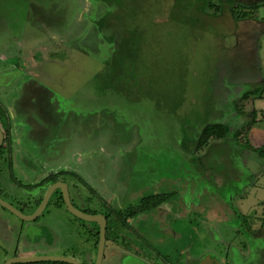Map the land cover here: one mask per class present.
I'll use <instances>...</instances> for the list:
<instances>
[{
    "label": "rangeland",
    "instance_id": "1",
    "mask_svg": "<svg viewBox=\"0 0 264 264\" xmlns=\"http://www.w3.org/2000/svg\"><path fill=\"white\" fill-rule=\"evenodd\" d=\"M74 1H68L66 8L61 7L58 11H52V9L46 10L43 7L44 5L37 4L36 0H0V43L4 40L9 41L13 36H17V38H23L25 34L32 38L39 36L43 33L41 31L43 28L39 26L41 23H38V21H43L46 27L51 25L55 31L60 30L61 32L63 29L70 34H74L73 31L76 27L80 29L74 36L70 37V59L76 54L74 57L75 62H70V68H76L79 71L83 68L84 73L74 78L71 72L67 74L65 69L63 72L62 68L63 74L60 77L63 80L60 79V83H63L61 87L63 90L60 97L56 96L60 100L57 105H65V112L69 113V120L73 119V115L87 111L81 105H113L112 113L116 127L109 128L112 141H105L102 134H100V138L96 139L95 142L86 143V148L91 147L94 153L89 156L84 155V164L79 162V157L76 156L72 159L67 157V159H61L60 161L56 159V164L62 163V160H64L65 164L60 166H69L72 171H81L86 179L91 182L97 180L102 182L101 180L104 177L97 173H103L104 171L105 178L108 177V180L114 178L112 181L115 187L118 185L123 186L118 191L119 200L123 201L120 198L123 194L125 198L126 191L129 193L127 198L124 199H127L124 205L114 203L112 207L111 204L112 209L117 212L129 209V205L134 203H141L140 201L143 198L145 200V198H151L154 194L167 193L169 204H176V206L181 207L182 213L183 210L185 212V216H182L179 221L175 217L178 222L172 221L173 215L168 216V212H166V215L163 214V217L160 216L168 220L166 222L167 228L174 227L181 231L187 228V234L195 235L192 229L194 225H191L190 219L195 223L200 217L203 207L199 205L198 201L201 200L202 204L205 205V198H209L205 193L204 196H200L202 190L210 186L211 193L227 197L226 194L232 190V187H239L248 181L247 174L241 172L242 165L239 158L244 150V145L241 143L244 139L243 136L240 135V142L234 143L231 141L223 147L214 148L212 151L213 160L204 158L191 160L180 157L155 158V161H169V166L180 167L178 168L179 172L171 170L170 174L163 176V178L178 177L176 183L164 185L163 188L155 187L153 189L149 187L151 184H147L148 187L143 184V181H146L144 179L145 155L149 151L163 150L165 144L168 146L167 150H173L172 145L179 143L178 130L182 119L185 132L199 131L206 121V116L209 115L205 109L215 108V111L211 112L215 122L220 121L219 116L222 112L225 113L223 114L225 118L236 115L235 109H229L228 111L225 106L233 107V105H237L242 113L237 121L243 124L245 120L252 119V116L256 117L255 114H252L253 105L264 107V0H255V3H253V0H241L239 3H242L243 6H246V4L247 6H253L260 1L261 4L257 9L254 7L246 9L241 6L242 10H246L251 15V18L242 20L237 25L233 22L234 20L227 17V12L215 15L217 12L216 7H209L207 13L200 10L197 0H120L123 3V9L121 8L123 11H118L116 0H108L111 4L107 6L112 12L110 21L114 24L110 23V28L103 32H101L100 26L105 24V21H103L104 18L100 19V17H104L102 6L105 5L102 4L100 12L98 11L95 14L90 3L85 0ZM213 2L217 7L223 4L226 9L231 4V1L227 2V0H213ZM84 12L87 13L84 15ZM130 32L134 36L133 56L129 64L131 68L129 70L126 65L119 73L117 61L120 56H125L126 53L120 55L121 53H118V50L122 44L129 49L128 35ZM28 41L33 42L34 40L29 39ZM37 50L39 49L37 48ZM81 54L91 58H82ZM127 57L129 58V55ZM111 60L112 62H110ZM1 65L3 64L0 63ZM47 65L57 67L54 62L50 61ZM49 66L45 65L43 68L55 71ZM115 66H117L118 72L114 71ZM111 70L114 77L110 74ZM93 71L96 75L100 74L99 83L101 86L103 81L108 78V84L112 89L110 96H102L101 101L98 99L95 104L93 101L88 102L87 94L83 95L80 91L74 94L73 91L83 81L89 82L87 79L93 74ZM9 73H11V76H16L15 71ZM1 74H3V70L0 69ZM10 80L12 82H4L5 84H11L10 86H4L3 84L0 86V92L5 93L7 98L12 96L11 89L15 85L13 82L17 83L18 81L12 77ZM0 82L3 83V79L0 78ZM253 90L256 93L250 94L249 98H245V94ZM165 105H176V107L178 105V109L174 111L171 107L170 110H167ZM104 109L102 107V112H104ZM85 113L89 114V112ZM163 115L164 118H162ZM262 115L264 116V114L259 115L258 113L257 117L262 118ZM235 117L232 116L231 118ZM208 121L212 122L213 120L210 118ZM103 123L104 119L102 118L101 131L105 132L106 128L104 126L107 125ZM262 127H264V124ZM162 133H165V136L159 137ZM41 146L45 147V145ZM208 148L210 146L205 147L202 151ZM40 150L41 148L38 147V154L43 153H40ZM202 151L199 153H202ZM173 156H178V154ZM257 157L255 167L256 169L259 168L258 172L261 175L259 196L264 198V157L260 154ZM38 161L40 160H33L35 168L32 166L28 168L35 172L42 171L39 168ZM192 161L195 169L191 167ZM22 165H15V172H22L21 179L36 177V173L32 178L30 177L32 171L26 169L25 165L27 164L25 162H22ZM93 167L100 170L95 173ZM224 167L228 170L239 169L237 178H240V181L238 182L236 178V184L232 178H227L224 175L225 179L222 182L227 183L223 188L222 186L219 188L216 181H221V174L223 176L221 171ZM55 168L62 170L63 167L56 165ZM48 172L52 171L48 170ZM160 176L158 173L154 175L156 178ZM63 177L71 185H80L79 188H82L78 190V187L75 186V194L71 191L77 206L83 209L86 208L81 204L83 202L81 200L88 197H91L93 199L91 201L95 202L94 191L85 189V184L81 183L77 176L65 172ZM141 187L143 188L142 195L139 196L137 192ZM6 188L12 190L14 186H6ZM122 188L123 190H121ZM99 189V193L105 196L106 200H102L101 203L97 201L98 203L95 202L96 205L94 206L99 209L101 204V208L104 210V203L110 200L112 193L109 190ZM63 207L64 217H68L69 220L67 222L63 221V223L61 216L52 205L48 209V211L52 210V215L47 212L40 219L41 224L36 223V221L20 222L14 217L21 224L17 227L13 226L12 230H7L8 239L1 237L0 233V264L4 262V257L8 256L9 258L10 255L14 254L13 252L18 245L20 250L25 246H32V248H37L39 251H48L47 255L63 254L85 260L89 245L86 242L88 234L85 232L84 223L89 222L80 219L82 222L79 226L78 224H71L72 222H78V220L68 211L66 206ZM261 209L264 210V204ZM29 210L27 209V211ZM3 212L11 216V213L7 210ZM155 217L159 216L156 215ZM155 217L150 216L144 220L150 227L157 226L158 222L153 220ZM137 221L135 218L129 220L134 227L138 225ZM235 223L238 226L242 224L241 220H235ZM143 225L144 227H140V230L148 231V225L147 228H145V222ZM241 229L243 232H238L233 223L222 227L220 234L224 237L209 241L210 247L213 250L220 251V254L222 252L226 253L230 246L233 249L240 247V243L245 240L244 236L247 237V241L254 244L256 242L254 234H250L246 231L247 228L242 225ZM126 233L129 235V230ZM42 236L45 237V241L40 243L39 239ZM222 240L226 243L224 244ZM91 243L94 246L93 241ZM200 243L198 237L192 236L188 239H176L175 246L194 245L195 248L197 247V252H199L201 251L199 249ZM123 245L128 246L127 250L129 251V239ZM92 249L94 252V248ZM108 252L110 250H107ZM104 264H108L107 259Z\"/></svg>",
    "mask_w": 264,
    "mask_h": 264
},
{
    "label": "crops",
    "instance_id": "2",
    "mask_svg": "<svg viewBox=\"0 0 264 264\" xmlns=\"http://www.w3.org/2000/svg\"><path fill=\"white\" fill-rule=\"evenodd\" d=\"M38 23H41L39 26L43 28V30H41L43 33H41L39 36L35 38L28 37V35H26L24 32L25 36L23 38H17V36H13L9 39V41L4 40L0 43V63L3 64L0 66V69L3 70V74L0 75V78L3 79V83L0 82V86H2V84L4 86H10L11 84H5L4 82H12L10 80L11 77L18 80L17 83L13 82L15 85L12 86V96L10 98H7L5 93L0 92V103H2L6 110L7 120L13 132V136L15 137V148L19 154V165L23 166L22 162H25L27 164L25 165L26 169L29 166L35 168L33 160L39 159V168L42 170L48 168L53 172L61 171L55 168L56 165H59V167H63L61 169L64 172H68L77 176L80 182L85 184V189H92V191H96L97 193H99V188H102L104 191L109 190L112 194L110 200H107L112 204L115 203L124 205L125 201H127V199H124L127 198V194L129 193L126 191L125 198L124 194L120 198L123 199V201L119 200L118 191H120L119 189L123 186L118 185L115 187L112 181L114 178H111L110 180H108V177L105 178V171L103 173H97L104 177L101 180L102 182H99V180H97L98 182H91L86 179L81 171H72L70 170L69 166H60L61 164H65L64 160H62V163L56 164V159H59L58 161H60L61 159H67V157L72 159L74 156L79 157L78 161L84 164V155L89 156L94 153L90 146H88L90 148H86V143L95 142L96 139L100 138V134H102V137L105 141H112V139H110L111 136L109 128L113 129V127H116L112 113L113 105L95 104L98 99L101 101L102 96H110L112 89L109 91H103L105 87H103V85L101 86L99 83L100 74L96 75L93 71V74H91L92 76L90 75L87 79L89 82L83 81L73 91L74 94L77 93V91H80V93H83V95L87 94L88 102L90 103L93 101L95 105H81L85 108V110H87L85 112H89V114H86L85 112L76 114L72 116V120H69V113L65 112V105H57L60 100H58L59 98H56V96L60 97V94L63 90V88H61L63 83H60V79L62 78L60 75L63 74L64 69L67 74L68 72H71V75L74 78H76L77 75L80 76L84 73L83 68L80 71L76 68H70V62H75L74 57L76 55L75 54L70 59V37L74 36V34H76L79 29H75L73 31L74 34H70L68 31L62 29L67 33V35H62L61 33L56 32L55 29H52V27H46L43 21H38ZM29 39H33L34 41H28ZM42 40L44 41L41 42ZM37 48L39 50H37ZM81 56L82 58H91L85 54H81ZM49 61L54 62L57 67L47 65ZM45 65L52 67L55 71L49 69L45 70L43 68ZM62 68L63 72L61 71ZM10 71H15L16 76H11V73H9ZM65 83L67 84L68 82L66 81ZM253 106V108H250H252V114H255L254 116L256 117L252 116V119L245 120L243 123V125L246 126L242 134L244 139L241 142L244 145V150L239 156L241 159L240 163L242 165L241 172L243 174H247L248 177L247 183H244L239 187H232V190L228 191L229 193L226 194L227 197L211 193L210 186L205 187L201 192L202 194H200V196H204L205 193V195L209 196V198H205V205L202 204L201 200L198 201L199 205L203 207L199 215L200 217L195 221V223H193L194 226L192 227L193 231L195 232L194 236L198 237L201 241L199 244V249H201V251L197 252V247L195 248L194 246V256L199 263H211L209 258H206L209 255H211L213 259H217L219 262H221V264H225L227 261L230 262L226 253L222 252V254H220V251L213 250L210 247L209 241H212L213 239H221V237H224L220 234V229L222 227L231 225V223H233V225L235 224L236 227L237 224L235 223V220H241L246 222L249 228L256 230V233L254 234L256 237V242L253 244L251 241L244 240L243 243H240L241 246L238 247V250L242 254L243 260L242 263L239 264H264V210L261 209V206L264 204V198L259 196L261 191V186L259 185L261 175H259L258 172L259 168L256 169L255 167L259 152L254 150L255 148L264 147V127H262L264 124V116L262 115V118L257 117L258 113L259 115L264 114V107H257L256 105ZM102 107L105 108L104 112H102ZM171 107L174 111L178 109V105L177 107L176 105H165L167 110H170ZM206 117V120H208V115ZM102 118L104 119L103 124L107 125L104 126L106 128L105 132L101 131ZM162 118H164V115ZM182 124L183 119L180 122L178 130L179 143L177 145H172L173 150H167L168 146L165 144L163 147L164 149L161 151L156 150L146 153L144 162V179L146 181H143L145 186H147V184H151L149 187H152L153 189L155 187L163 188L164 185H172L178 180V177L163 178V176L170 174L171 170L178 171V168L180 167L169 166V161H155V158L166 159L170 157H180L189 158L192 160L194 157H199L207 160H213V148H208L205 151L201 150L202 153H199V151L196 154H192L190 151L183 149L185 146L184 142H191L193 136H190L187 134V131L185 132V130H183ZM164 136L165 133L159 135V137ZM72 144L74 145L72 146ZM41 145H45V147L43 148ZM38 147L41 148L40 153H43L38 154ZM27 153L29 154L26 155ZM174 154H178V156H173ZM258 163L260 164L259 161ZM192 164H194L193 161ZM192 164L191 167L195 169V166ZM29 169L32 171L31 168ZM99 170L100 169L95 168L93 172L96 173V171L98 172ZM221 172H223V176L221 173H219L221 174V181H216L217 187L219 188L221 186L223 188V186L227 183L222 182L225 179L224 175H226L227 178H232L236 184L237 181H240V178H237L239 169L228 170L224 167ZM156 173L161 176L159 178L154 177ZM179 178L181 179L180 176ZM79 186L80 185H76L78 190H81L82 188H79ZM142 189V187L138 189L137 194H139V196L142 195ZM121 190H123V188ZM163 194L168 195L167 193ZM189 205L191 204L189 203ZM177 206H174V204L168 205L166 210V212H168L167 215H173V218L178 214L179 216L177 217L180 219L183 216V213L181 208H178ZM54 209L59 213L62 220L65 222L69 221L68 217H64L63 208L58 209V207H55ZM161 212H155L154 216L157 215L159 217H155L154 221L158 222L159 219L162 220V218H160V215L162 214ZM50 214L52 215V213ZM0 215L4 217L2 220H0L2 221V223L0 222V233L1 237L5 239H8L9 237L7 230H12L13 226L17 227L19 224H21L19 221L28 222L20 219L13 213H11V216L13 217L7 215V213H3L2 211H0ZM174 220L175 218H173V221ZM166 222L167 220L165 219V231H176V236L179 238L182 237L181 234L183 231L177 228H167ZM44 241L45 237L42 236L39 239V242L41 243ZM222 242L224 244L226 243L224 240H222ZM122 248L124 253H129L127 250L128 246H124ZM19 254L47 255L48 251H39L37 248H32V246H25L22 250H19ZM7 258L8 256L4 257L5 260ZM125 264H129L128 261Z\"/></svg>",
    "mask_w": 264,
    "mask_h": 264
},
{
    "label": "flooded vegetation",
    "instance_id": "3",
    "mask_svg": "<svg viewBox=\"0 0 264 264\" xmlns=\"http://www.w3.org/2000/svg\"><path fill=\"white\" fill-rule=\"evenodd\" d=\"M86 13L87 12H84V15ZM110 23L112 25L114 24L112 21H110ZM44 25L46 26L45 23H44ZM47 27L50 28L52 26L47 25ZM52 29H54V27H52ZM75 29L78 30L77 27ZM56 32L61 33L62 35H67V33L63 30L61 32H60V30L56 31ZM0 106L4 108L3 105H0ZM225 107L228 111H229V109L230 110L235 109L237 114L232 115V116H236V117L232 119L231 118L232 116H230L229 118L227 116V118H225L223 115L225 113L222 112V114H221L219 111H216V112L221 114L219 116L220 117L219 119L221 121H224V122L225 121H231V122L233 121L234 124L237 125L236 127L234 126L235 128L242 129L243 124L238 123V121H237V118H239V116L242 115L240 108L237 107V105H233V107L232 106H228V107L225 106ZM205 110L208 111V113H209L208 119L211 118L212 120H214L213 114L211 112L215 111V108L205 109ZM4 121L5 120L0 115V127L3 129L4 133H6V127H5ZM11 135H12V137H11L12 138V147L10 146V143L7 142L6 135H5V141L0 147V197L3 198L4 200L8 201L12 205L16 206L17 208H19L23 212L30 214V213L35 212L36 209L40 206V204L43 202L48 190L50 189V187L54 183H56L58 181L67 182V180L63 177V175H65V172L63 170L55 173L53 171L48 172V170H49L48 168L45 170L41 169L42 171H36V172L32 170L30 177L32 178L33 175L36 173V177H33L34 179L33 178L28 179V177H26L25 180L21 179L22 178V172H15V170H16L15 165L16 164L19 165V161H18L19 154L15 148V145H16L15 144V137L13 136L12 131H11ZM184 144L188 145V142L185 141ZM226 144H227V142H225L224 140H211L209 146H210V148L214 149V148H218V147L220 148L221 146H225ZM205 147H207V146H205ZM199 151H201V150H199ZM199 151H196L195 154ZM194 158H199V157H194ZM200 159H202V158H200ZM200 163H201V161H200ZM192 165H194V164H192ZM27 170L30 171L29 168H27ZM15 174H16V176H15ZM55 174H58L59 177L56 181H53V177ZM68 184H69L70 193H71V191H73V193L75 194L74 190H76L75 189L76 185H71L70 183H68ZM5 185L7 187L14 186V188L12 190H9L8 188H6ZM94 194H95L94 200L96 203H98V202L101 203L102 200L103 201L106 200L105 196H103L102 194L97 193L96 191H94ZM76 195H75V197H76ZM156 195L157 194H154L153 196L158 197V195L157 196ZM71 197H72V200L74 202L72 193H71ZM79 199H80V197H79ZM56 200H64L63 191L60 188H58L53 193V196L50 199V202H49L46 210L41 215V217L38 218L39 220L37 221V223L39 222V224H41L40 219L43 216H45V214L47 212L52 213L51 210L48 211L50 205H52V207H58V209L64 208L63 206H57L55 204ZM85 200L87 201L86 203H85ZM91 200L93 201V199L91 197H88L84 200H81L84 202V203L82 202L81 204L84 207H86L84 209L77 206V204H75V202H74V204L80 210H82L84 212L91 213V214L101 213V214L105 215L107 218L106 247H105V254H104V259H103L102 264L105 263L106 259H107L108 264H125L127 261L129 264H141V262H142V264H202V263H199L196 260V257L194 256V245L193 246L188 245V246H182V247H176L175 246L176 239H178V240L183 239V238L188 239L189 237L194 236V234H191V235H190V233L187 234V232H188V230L186 231L187 228L183 230V232L181 234L182 237L179 238L176 236V231H173V232L170 230L165 231V229H164L165 218H162V220L159 219L158 225L157 226L153 225L152 227H150L147 224V222L144 220L145 218H147V217L149 218L150 216L155 217L154 215H155L156 211H160V212L162 211L161 212L162 214L160 215L162 217H163V213L166 215L167 206L170 205L168 202L169 199L161 201V203L157 204V206H155L154 208H152L150 210H146L147 209V207H146V209H144L143 211L141 210V211L136 212L135 215L131 214V212H134L132 209L133 208L137 209L139 206H142L141 203L144 200V198L140 201L141 203H139V204L134 203L132 205H129V210L130 211L132 210V211L131 212L129 211V217L127 218V222L129 223V227H127V228H123L124 226L121 223H119L118 217L115 216V214H114V216L112 215L113 204L110 201H107L106 203H104L105 208H104V210H102L101 204L99 205V209H97L98 207L95 208V206H94V205H96L95 202H92ZM64 202H65V200H64ZM85 204H87L88 206ZM111 204H112V207H111ZM65 206H66V203H65ZM174 206H176V204H174ZM0 207H1L0 211H2V212L4 210L5 211L7 210L8 212L13 213L8 208H6L2 205H0ZM177 207L179 208V206H177ZM188 207H190V206L188 205ZM66 208H67V206H66ZM27 209L28 210L31 209V210L27 211ZM113 211L118 213L115 210H113ZM184 214H185V212L183 210V216H185ZM110 215H112V217H111L112 220L109 217ZM177 216H179V215L177 214L175 217H177ZM175 217H173V218H175ZM0 218L3 219L4 217L0 215ZM130 218H135L138 220L137 221L138 225L136 227H134L130 224V222H129ZM173 218H172V221H173ZM177 219H178V217H177ZM180 219H178V221ZM62 221H64V220H62ZM174 221L178 222L176 220H174ZM0 222L2 223V221H0ZM81 222L82 221L78 220V222H72L71 224H78V226H79L81 224ZM87 222L93 224V225H91L89 223H84L85 232H86V234H88L86 242L89 245V251L86 253L85 260H79V259L78 260L81 262V264H96V260H97V256H98L99 242H100L101 226L97 222H92V221H87ZM144 222H145V228H147L146 227L147 225L149 228V230L146 232H144L143 230H140V227H142V226L144 227V225H143ZM154 222H157V221H154ZM160 222H162L164 225L161 224ZM190 222H191V225H193L194 221H192L190 219ZM241 222H242V224H240L239 226L238 225L236 226V229L238 232L242 231V229H241V225H242V226H244V228H247L246 231H248L250 234L256 233V230L249 228L247 226L246 222H244V221H241ZM60 224H62V223H60ZM119 224L121 225L122 229H121V227H120V229H119V227H117ZM69 227H70V225H69ZM136 228H137V230H136ZM171 228H174V227H171ZM47 229H48V227H47ZM127 230H129V235H128V233H126ZM48 231H49V229H48ZM257 231H259V230H257ZM117 232H118L119 236L116 239ZM244 232H245V230H244ZM98 233H99V239H98V244H97L96 238H98L97 237ZM246 238L247 237L244 236L245 241H247ZM127 239H129V253H124L122 250L123 249L122 247H124V245L122 246V244L126 243ZM92 241L94 243V246L91 243ZM241 243H243V242H241ZM92 248H94V252H93ZM236 249H239V248H236ZM19 250H20V248L18 245L17 248L14 250V254L12 256H10L9 258L20 256ZM107 250H110V252L107 253ZM234 252H235V248L233 249L230 246L229 250L226 252V255L229 257L230 262L227 261V263H225V264H237V263H235V262H237V259L235 257ZM70 257H72V256H70ZM9 258H7V259H9ZM6 260H4V262L2 264H5ZM205 264H213V262L211 261V263H205ZM214 264H221V262L214 263Z\"/></svg>",
    "mask_w": 264,
    "mask_h": 264
},
{
    "label": "trees",
    "instance_id": "4",
    "mask_svg": "<svg viewBox=\"0 0 264 264\" xmlns=\"http://www.w3.org/2000/svg\"><path fill=\"white\" fill-rule=\"evenodd\" d=\"M70 1V2H75L74 0H36V3L37 4H41V5H44V8H46L47 10H51L52 11H58L59 8H66V3ZM86 2L90 3L91 4V7H92V11L95 12H100V9H101V5L104 4L105 6H102L103 7V10L104 11V14L103 16L104 17H100L101 18H104L103 21H105V24H102L100 27H101V32L107 30L110 28V16H112V12L110 11L109 7L110 6V2L108 0H85ZM117 3V9L118 11H123V6L120 2V0H116ZM220 1H224V0H220ZM231 1V4H229V8H225L222 5L220 6H216V4L213 2V0H197V5L199 8H201L200 10L204 11V12H208V8L209 7H213L217 9V12L215 13V15H220V13H223V12H227V17H230L231 20H234L233 22L235 23V25L239 24L240 21L242 20H247L249 18H251V15L246 12V10H242V3H239L241 0H227V2H230ZM261 2V1H260ZM260 2H256L257 4L253 5V6H243L244 8H248V7H254V8H258L260 6ZM236 3H238V5H236ZM253 3H255V0H253ZM113 4V3H112ZM264 4V3H263ZM40 5V6H41ZM47 5V6H45ZM108 5V6H107ZM50 9H49V8ZM122 8V9H121ZM66 10V9H65ZM101 21V20H100ZM101 21V22H103ZM130 30V29H129ZM132 31V30H130ZM125 34V33H124ZM109 37H111L109 35ZM129 37V49H127L124 44L120 45V48L118 50V53H121L120 55H123L125 54V56H120L117 61V66L119 68V73H121V69L123 70V68L127 65L126 68L129 67V69L131 68L130 67V61H131V58H132V54H133V39H134V36H133V33H129L128 35ZM127 37V38H128ZM126 38V39H127ZM125 52V53H124ZM127 55H129V58L127 57ZM112 62V60L110 61ZM124 63V65H123ZM111 64V63H110ZM117 66H115V72H118V68ZM110 74L112 77H114V73L113 71L111 70L110 71ZM103 87H105L103 89L104 90H107L109 91L111 88L108 84V78H106L103 83H102ZM256 93L255 90L249 92V93H246L245 94V98H249L251 95L250 94H254ZM0 105H2V103H0ZM0 115L1 117L5 120L4 121V124H5V127H6V140L7 142L10 143V146L12 147V135H11V128H10V125L8 123V120H7V116H6V110L5 108L1 107L0 106ZM237 125L234 124V122L232 121H215L214 120L211 122V121H208L206 120L204 122V124L202 125V127L199 129V131H192V132H188L190 136H193V139L192 141H188V145H185L183 148L184 150L186 151H190L192 154H194L196 151H199V150H202L205 146H209L211 140H224L225 142H229V141H232L234 143H237L238 141L240 142V135L243 134V130L246 126L242 125V129H238V128H235ZM195 130H197L196 127H194ZM254 150H256L257 152H259V154L264 157V147L262 148H255ZM59 175L58 174H55L54 177H53V181H56L58 179ZM168 196L169 195H165V194H162V195H158V197H155V196H152L151 198L148 197L145 198V200L142 201V206H139L137 209L133 208L132 210L134 212H131L129 209L125 210V211H118V213L114 212L112 210V215L114 216H117L118 217V220H119V223H121L124 227L123 228H127L129 227V223L127 222V218L129 217V211L131 212L132 215H135L136 212L138 211H143L144 209H147L146 210H150L152 208H154L155 206H157V204L161 203V201L163 200H167L168 199ZM152 199V201H151ZM162 199V200H161ZM55 204L57 206H65V202L64 200H56L55 201ZM112 215H110V219L112 220ZM75 218L77 220H80V218L76 217ZM39 220V219H38ZM36 220V222L38 221ZM114 222V221H113ZM115 224V223H114ZM117 227H121V225L119 224ZM113 228V227H112ZM122 229V227H121ZM119 234L117 232V236H116V239L118 238ZM98 238H96V243L98 244V239H99V233H98ZM17 264H71V263H68V262H62V261H43V262H36V263H17Z\"/></svg>",
    "mask_w": 264,
    "mask_h": 264
},
{
    "label": "water",
    "instance_id": "5",
    "mask_svg": "<svg viewBox=\"0 0 264 264\" xmlns=\"http://www.w3.org/2000/svg\"><path fill=\"white\" fill-rule=\"evenodd\" d=\"M5 141V133L3 129L0 127V147ZM62 189L64 200L67 206V209L72 213L74 216L86 220V221H92L97 222L101 226V232H100V242H99V248H98V256L96 260V264H102L105 254V247H106V233H107V218L105 215L99 213V214H91L84 212L80 210L73 202L69 184L64 181H58L54 183L50 189L48 190L43 202L40 204V206L36 209L33 213H25L16 206L12 205L8 201L4 200L0 197V205L8 208L11 212H13L17 217L24 221L32 222L38 220L39 217L44 213L46 210L50 199L53 196V193L58 189ZM235 257L237 259V262L235 263H242V254L238 249H235ZM206 258H209L213 264L218 263L219 261L217 259H213L211 255L207 256ZM214 260V261H213ZM43 261H62V262H68L71 264H81V262L75 258L70 257L66 255H20L16 257H11L6 260L5 264H17V263H36V262H43Z\"/></svg>",
    "mask_w": 264,
    "mask_h": 264
}]
</instances>
